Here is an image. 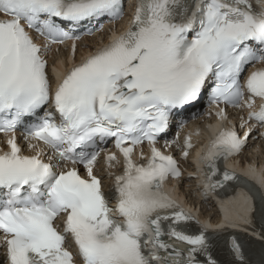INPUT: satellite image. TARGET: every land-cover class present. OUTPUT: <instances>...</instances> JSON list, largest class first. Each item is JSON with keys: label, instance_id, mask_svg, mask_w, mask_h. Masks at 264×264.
Masks as SVG:
<instances>
[{"label": "snow or ice", "instance_id": "snow-or-ice-1", "mask_svg": "<svg viewBox=\"0 0 264 264\" xmlns=\"http://www.w3.org/2000/svg\"><path fill=\"white\" fill-rule=\"evenodd\" d=\"M257 3L259 10L252 0H135L125 30L68 69L52 90L43 58L49 45L72 40L74 52L79 37L72 30L84 21L119 19L123 0H0L6 264H75L65 247L69 236L82 264H218L211 237L193 230V217L161 191L181 171L157 140L205 91L212 103L249 109L242 126L253 120L264 126V66L241 82L249 64L264 65V0ZM28 30L48 43H35ZM215 114L227 117L224 108ZM255 126L243 137L221 128L209 141L199 156L205 193L240 181L221 174L218 161L239 153ZM109 138L123 158L104 156L110 168L122 163L110 186L114 208L94 172L96 149ZM145 141L151 154L136 163L135 147ZM191 147L185 137L181 154ZM252 196L264 204V195ZM229 255L228 264H264V232L258 247L232 237Z\"/></svg>", "mask_w": 264, "mask_h": 264}, {"label": "bare ground", "instance_id": "bare-ground-1", "mask_svg": "<svg viewBox=\"0 0 264 264\" xmlns=\"http://www.w3.org/2000/svg\"><path fill=\"white\" fill-rule=\"evenodd\" d=\"M118 25L121 27L123 25V19L118 21ZM109 30L103 31L96 35L94 38L87 41V44L85 47L80 48L75 53V58L77 59L81 54H83L85 51H89L92 47H96L99 43H101L109 34ZM54 51V49L52 50ZM66 51H60V52H51L48 55V61L49 64L54 63L56 66L64 72L68 66L72 63L71 58H67ZM51 66L49 65V70ZM228 116L232 117L235 114V111H228ZM207 133V130H203L200 138H203L205 134ZM4 137L0 135V144H4ZM240 160L239 164L244 160H249L255 165L257 169H259L261 172L260 174L264 176V141L259 140H249L244 152L239 155ZM142 157L138 154L134 156L135 160L141 159ZM121 161L120 159H118ZM181 164L186 168L190 169L189 171L184 173L185 181L183 182V185L179 186V192L182 194V198L184 202L189 203L193 206V210L197 209L199 204L200 210L198 212L200 217H209V219L212 221L211 223H217L216 217L218 214V210L216 208V205L212 199H208L207 201H204L203 203L198 201L197 192L201 190V179L195 180L191 175H195L197 172L193 166L189 163V160L187 157L183 158L181 160ZM109 169L108 172L112 173L113 175L117 174L122 169V163L117 164L115 167L110 168L108 165H106ZM191 166V167H190ZM185 171V170H184ZM190 175V176H189ZM103 181L105 183V187L109 186L110 179L104 177ZM243 200L237 198L235 201H232L229 204L230 208L238 209L240 206L243 205ZM246 223V221H244ZM3 256L0 255V264H5L3 261Z\"/></svg>", "mask_w": 264, "mask_h": 264}]
</instances>
